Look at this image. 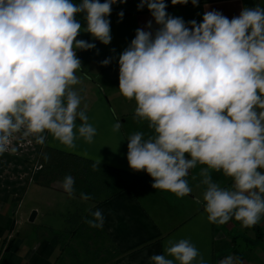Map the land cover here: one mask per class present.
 <instances>
[{
    "label": "clouds",
    "instance_id": "9594fccd",
    "mask_svg": "<svg viewBox=\"0 0 264 264\" xmlns=\"http://www.w3.org/2000/svg\"><path fill=\"white\" fill-rule=\"evenodd\" d=\"M117 2L127 0H0V155L18 134L39 145L50 134L69 149L77 137L93 142L97 129L81 109L75 86L82 68L77 50L96 45L77 39L82 32L77 15L83 14L84 32L108 45V17ZM191 3L197 6L198 0ZM145 6L158 28L152 30V21L149 30L138 28L118 58L119 92L135 101L134 119L151 130L127 138L128 165L146 172L154 189L178 198L192 192L190 170L203 166L199 175L208 220L223 225L235 219L252 228L264 219V8L245 7L232 19L205 11L202 22L186 24L167 13L165 0H140L138 10ZM120 127L117 122L113 131ZM213 172L230 178L231 186L214 181ZM61 187L74 196L71 175ZM80 198L91 197L81 193ZM90 215L85 223L102 228V212ZM150 260L207 264L188 239ZM219 264L242 261L229 255Z\"/></svg>",
    "mask_w": 264,
    "mask_h": 264
},
{
    "label": "crops",
    "instance_id": "0c3cea01",
    "mask_svg": "<svg viewBox=\"0 0 264 264\" xmlns=\"http://www.w3.org/2000/svg\"><path fill=\"white\" fill-rule=\"evenodd\" d=\"M139 3L140 0H127L112 5L108 17L112 39L108 45L84 32L83 14L77 15L82 25L78 39L96 45L90 50H77L82 68L77 72L81 83L75 86L82 97L81 109L97 129L93 142L77 137L75 147L69 149L50 134H45L43 145L18 134L10 150L0 155V264H57L64 245L61 234L69 226V215L80 208L85 209L89 219L90 212H102L101 229L115 251L105 261L112 264H152L151 256L164 254L168 246L181 239H188L207 264H219L229 255L238 257L242 264H264V219L256 225L261 237L234 219L223 225L208 220L199 175L203 166L190 170L187 179L192 192L178 198L171 192L154 189V181L146 172L133 171L128 165L127 138L137 131L145 136L151 134L146 122L134 119L135 101L124 98L118 89L119 55L134 39L138 28L149 30V21L153 31L158 28L146 6L138 10ZM165 3L167 13L182 18L186 24L192 20L202 22L205 11L216 10L232 19L245 7L264 8V0H198L197 6L191 0L187 4L173 5L171 0ZM120 12L124 14L122 19ZM109 58L111 62L104 66L101 62ZM117 122L121 124L118 132L113 131ZM81 123L77 119V126ZM53 148L90 163L91 175L98 174V180L103 182L93 198L109 192V185L113 192L106 194L104 200L71 204L72 197L61 187L63 180L54 179L48 169L38 170L41 160L49 162L51 155L47 151ZM212 178L222 187L232 184L221 173L213 172Z\"/></svg>",
    "mask_w": 264,
    "mask_h": 264
},
{
    "label": "rangeland",
    "instance_id": "374dc122",
    "mask_svg": "<svg viewBox=\"0 0 264 264\" xmlns=\"http://www.w3.org/2000/svg\"><path fill=\"white\" fill-rule=\"evenodd\" d=\"M47 152L51 155L50 157L47 155L50 158L49 162L47 164L44 163V160H41L38 170L45 171L48 169L47 173H51L50 175L54 176V179L58 181L63 180L66 175L73 177L75 192L71 204L76 202V205H80L78 202L82 201L80 198L81 193L91 196L90 200H104L106 194L113 192L114 188H110L109 185V192L106 191L104 195L93 198V193L94 195L95 193L97 194L103 182L101 178V181L98 180V174L95 176L91 175L90 170L92 171V169L89 166L90 163L79 156L67 154L58 149L53 148ZM50 166L53 168L49 169ZM45 182L47 183L48 181ZM81 209L69 215V226L61 234L64 245L60 257L57 259V264H112L110 261H105L110 256L112 257L115 252L111 240L101 228L90 227L85 223V220L89 218H86L85 209ZM250 229L254 230L256 237L259 236L261 230L258 228L254 229V227Z\"/></svg>",
    "mask_w": 264,
    "mask_h": 264
},
{
    "label": "trees",
    "instance_id": "16d2710c",
    "mask_svg": "<svg viewBox=\"0 0 264 264\" xmlns=\"http://www.w3.org/2000/svg\"><path fill=\"white\" fill-rule=\"evenodd\" d=\"M79 38V36L77 37V39ZM47 156V155H46ZM74 157H76V156H74ZM47 158V157H46ZM77 158V157H76ZM53 161H54V159H53ZM88 162V161H87ZM239 222V221H238ZM254 228L255 229H257L258 227L257 226H254ZM258 237H261V233L259 234V236Z\"/></svg>",
    "mask_w": 264,
    "mask_h": 264
}]
</instances>
